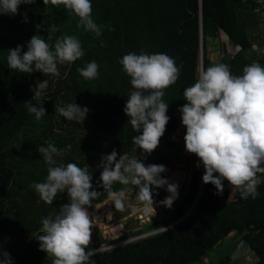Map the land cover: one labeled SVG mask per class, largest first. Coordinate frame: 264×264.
<instances>
[{
    "label": "trees",
    "instance_id": "obj_1",
    "mask_svg": "<svg viewBox=\"0 0 264 264\" xmlns=\"http://www.w3.org/2000/svg\"><path fill=\"white\" fill-rule=\"evenodd\" d=\"M92 19L102 34L77 28L79 18L63 5L58 8L43 0L21 4L18 14L0 15V253L7 251L12 264H52L53 257L39 249L35 236L40 234L41 220L68 202L67 191L59 193L53 204L43 202L31 187L43 182L47 165L39 145L53 142L64 155L58 163H76L87 167L92 175L93 189L99 192L93 204L109 198L99 182L102 168H98L102 154L113 149L118 154L138 156L147 164L172 166L173 160L193 167L188 191L169 216H161L144 228L124 233L119 239L106 241L108 245L125 242L135 236L172 225L198 202L190 215L173 228H168L117 247L91 255L89 264H209L205 259L215 257V264H236L232 254L217 257L215 251L234 240L243 230L238 243L254 254L250 264H264V174L258 173L261 183L259 195L242 199L239 190L229 197L231 185L224 181V191L217 194L211 183L202 180L199 158L185 149L178 150L174 133L180 126L176 115L186 101L184 88L191 86L202 67L212 63L209 52L218 51V63L229 65L234 75L252 63L264 66V34L258 31L262 19L254 12L257 0H90ZM201 11V19H200ZM27 15L25 22L24 14ZM58 31L48 38V27ZM109 26L111 30H109ZM201 28V30H200ZM41 35L50 46L57 37L74 35L80 42L84 56L72 63L57 65L60 76H44L40 71L31 74L9 69V48L22 45L33 35ZM224 35L225 40L222 38ZM202 36V51L200 37ZM103 41V46L101 45ZM233 46L235 53L230 47ZM165 53L180 67L175 84L164 89L163 100L168 103L170 117L158 147L151 153L136 149L132 137L138 135L124 112L127 97L134 90L130 77L118 59L128 52ZM95 61L99 76L86 80L77 71ZM34 68V64H33ZM48 80L43 94L35 97L32 88ZM26 103L43 106L46 115L40 120L29 113ZM76 103L89 109L83 122L69 121L55 111V105ZM186 132V131H185ZM68 146H71L70 149ZM163 176V173H161ZM203 183V186H202ZM132 186L131 199H137L132 184H113V190ZM202 187L201 194L199 196ZM229 197V198H228ZM228 199L227 202L224 200ZM142 204H146L141 202ZM234 232L230 239L227 235ZM103 248V243L88 246L87 250ZM213 251V253H211Z\"/></svg>",
    "mask_w": 264,
    "mask_h": 264
},
{
    "label": "clouds",
    "instance_id": "obj_2",
    "mask_svg": "<svg viewBox=\"0 0 264 264\" xmlns=\"http://www.w3.org/2000/svg\"><path fill=\"white\" fill-rule=\"evenodd\" d=\"M32 3L35 0H0V15H16L21 4ZM43 3L57 8L63 5L67 12L79 18L77 28L83 27L96 36L102 34L101 27L92 19L90 0H43ZM24 18L26 22V13ZM47 31V40H51L58 28L50 25ZM22 47L8 49L9 69L27 74L40 71L44 76L51 74L57 78L60 76L58 63H72L85 54L74 35L59 36L54 46H50L36 34L27 42V51L22 52ZM118 62L134 89L123 109L132 128L139 133L132 137L134 151L140 149L151 154L158 147L170 119L168 103L163 100L164 89L175 84L181 69L165 53L128 52ZM98 68L92 61L77 71L84 79L92 80L98 78ZM47 87V79L40 81L32 88L33 96H41ZM183 97L186 103L178 110L186 128L185 149L199 158L196 167L203 165V182L211 183L217 194H222L224 181H227L228 185L239 189L242 199H255L261 183L257 174H264V66L246 65L241 75L232 74L225 63L202 67L195 82L184 88ZM25 106L37 120L46 115L43 106L28 103ZM55 111L69 121L83 122L89 109L69 103L55 105ZM38 151L47 165V176L43 182H33L31 187L49 205L59 193L66 190L68 195V202L61 204L58 211L42 218L40 234L35 236L39 249L54 258L52 264H89L94 254L87 251L93 227L89 207L99 195L93 189L92 175L87 167L76 163H58L56 158L63 156L64 151L53 142L39 145ZM97 167L102 168L99 182L117 210L123 209L127 193L124 189L113 190L116 182L136 186L137 199L152 206L153 188L166 190L168 195L159 203L168 208L179 196V185L161 176L167 171L166 166L146 165L137 154L121 155L113 149L110 154H102ZM0 264H12L10 253H0Z\"/></svg>",
    "mask_w": 264,
    "mask_h": 264
},
{
    "label": "rangeland",
    "instance_id": "obj_3",
    "mask_svg": "<svg viewBox=\"0 0 264 264\" xmlns=\"http://www.w3.org/2000/svg\"><path fill=\"white\" fill-rule=\"evenodd\" d=\"M222 38L225 40V36L222 35ZM232 53H235L233 46L230 47ZM264 51V47H262ZM220 53L218 51L209 52L208 58L210 59L212 65L218 64L220 60ZM176 115L180 118V126L174 133V138L178 141V150L181 151L184 155H189L184 151L183 146V135L185 134L186 128L181 123V113L176 112ZM176 157L172 162V166L167 168V171L163 173V177H166L170 182L177 183L179 185V196L174 201L171 208H168L161 203V200L168 195L165 189H155L153 188V206L149 204H142L141 202H135L131 199L132 186L129 185L125 191L127 193V198L124 201V207L121 210L115 209L113 201L110 198L95 204V206L90 209L89 212L92 218V236L90 247L97 246L100 243H103V248L111 246L106 243L109 240L119 239L124 233H132L134 231L144 228L149 222L157 219L161 216H169L170 213L177 207L180 203L183 195L188 191V187L191 181V174L193 167L186 163H181L177 160ZM236 187H231V192L229 194L230 198H233L236 191ZM158 193V194H157ZM228 197V198H229ZM228 199L224 200L227 202ZM100 204V205H99ZM98 207V208H97ZM97 208V209H96ZM155 210V215H154ZM92 211V212H91ZM96 212V213H95ZM97 214V215H96ZM111 215V216H110ZM95 216V217H94ZM95 218V219H94ZM112 219V220H111ZM161 229V228H160ZM234 232H230L227 235V239H230ZM131 238L130 240H135ZM126 242V241H125ZM120 242V243H125ZM117 243V244H120ZM97 249L87 250L89 252H94ZM95 254V253H94ZM232 257H235L232 261L236 264H250L255 260V256L248 249L244 247L243 244H239L238 248L232 254ZM206 263L215 264L217 260L212 255L205 259Z\"/></svg>",
    "mask_w": 264,
    "mask_h": 264
},
{
    "label": "water",
    "instance_id": "obj_4",
    "mask_svg": "<svg viewBox=\"0 0 264 264\" xmlns=\"http://www.w3.org/2000/svg\"><path fill=\"white\" fill-rule=\"evenodd\" d=\"M200 19H201V11H200ZM201 30V28H200ZM200 50L202 51V36L200 37ZM202 68V56H201V59H200V66H199V70ZM202 167V175L204 173V167L203 165L201 166ZM202 186H203V183H202ZM201 191H202V187H201V190H200V193H199V196L201 194ZM199 198V197H198ZM198 198L197 200L195 201V203L192 205V207L188 210V212L178 221H176L175 223H173L172 225H169L167 227H163L161 229H157V230H153L151 232H147V233H144L140 236H138V238H136L135 240L137 239H141V238H145V236L147 235H150V234H153L155 232H158V231H161V230H165V229H170V228H173L174 226H176L177 224H179L181 221H183L185 218H187L190 213L194 210L197 202H198ZM95 206V204L92 203V205L89 207L90 209H92L93 207ZM248 231L245 229L243 230L240 234H238L236 236V238L228 243H226L221 249H218L215 251V255L219 258L221 257H224L226 255H230V254H233L234 251L238 248V243L242 240L243 238V235L245 233H247ZM131 241H134V240H130V241H126L125 243L127 242H131ZM125 243H120V244H114V245H111V246H108V247H105V248H100V249H97L96 251L92 252V253H99V252H102V251H105V250H108V249H111V248H114V247H117L119 245H122V244H125ZM211 253H213V251H211Z\"/></svg>",
    "mask_w": 264,
    "mask_h": 264
},
{
    "label": "built area",
    "instance_id": "obj_5",
    "mask_svg": "<svg viewBox=\"0 0 264 264\" xmlns=\"http://www.w3.org/2000/svg\"><path fill=\"white\" fill-rule=\"evenodd\" d=\"M259 2L258 6H255L254 12L257 13V15L260 16L262 19V23L260 24L258 31L264 34V0H257Z\"/></svg>",
    "mask_w": 264,
    "mask_h": 264
},
{
    "label": "bare ground",
    "instance_id": "obj_6",
    "mask_svg": "<svg viewBox=\"0 0 264 264\" xmlns=\"http://www.w3.org/2000/svg\"><path fill=\"white\" fill-rule=\"evenodd\" d=\"M99 205H100V204H99ZM97 208H98V207H97ZM97 208H96V209H97ZM93 209H94V208H93ZM94 210H95V209H94ZM95 211H96V210H95ZM91 212H92V211H91ZM95 213H96V212H95ZM90 215H92V214H90ZM96 215H97V214H96ZM110 216H111V215H110ZM94 217H95V216H94ZM94 219H95V218H94ZM111 220H112V219H111Z\"/></svg>",
    "mask_w": 264,
    "mask_h": 264
}]
</instances>
